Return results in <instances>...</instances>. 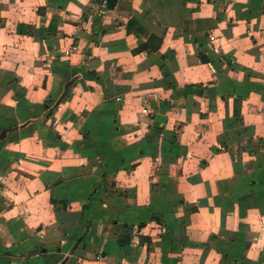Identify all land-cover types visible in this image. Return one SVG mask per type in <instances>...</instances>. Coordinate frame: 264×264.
<instances>
[{
	"label": "crops",
	"instance_id": "obj_1",
	"mask_svg": "<svg viewBox=\"0 0 264 264\" xmlns=\"http://www.w3.org/2000/svg\"><path fill=\"white\" fill-rule=\"evenodd\" d=\"M0 264H264V0H0Z\"/></svg>",
	"mask_w": 264,
	"mask_h": 264
}]
</instances>
